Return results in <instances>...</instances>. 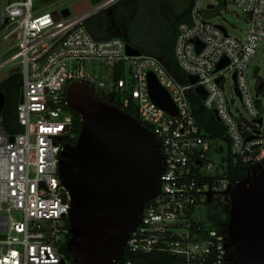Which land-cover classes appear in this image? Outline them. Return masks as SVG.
I'll return each instance as SVG.
<instances>
[{"label": "built area", "instance_id": "1", "mask_svg": "<svg viewBox=\"0 0 264 264\" xmlns=\"http://www.w3.org/2000/svg\"><path fill=\"white\" fill-rule=\"evenodd\" d=\"M113 1L68 16L57 11L55 19L53 11L36 9L33 0H0V74L19 68L21 98L16 132L0 123V264H73L66 257L71 196L59 175V157L74 137L73 112L66 104L71 82L89 85L96 98L125 112L132 108L155 134L163 156L158 192L145 202L122 256L111 264H140V255L153 252L176 256V264H231L227 225L212 226L197 210L207 206L208 193L213 202L224 200V192L241 180L224 171L207 173L213 167L211 143L193 117L188 91L203 88V106L225 127L230 158L245 166L246 176L264 168L259 99L264 74L253 88L247 77L259 47L264 55V0H233L249 16L241 36L212 22L216 0H193L190 21L178 25L174 56L187 76L196 77L195 84L179 82L153 55L128 54V44L117 36H92L86 19ZM4 48L10 49L3 54ZM221 60L227 63L216 69ZM149 73L168 92L175 115L151 99ZM225 84L246 116L229 110Z\"/></svg>", "mask_w": 264, "mask_h": 264}, {"label": "water", "instance_id": "2", "mask_svg": "<svg viewBox=\"0 0 264 264\" xmlns=\"http://www.w3.org/2000/svg\"><path fill=\"white\" fill-rule=\"evenodd\" d=\"M90 6L89 0H81L60 14L81 13ZM52 15L59 18L57 11ZM194 43L200 46L197 40ZM126 49L128 54L140 53L130 45ZM226 63L221 60L216 69ZM18 71L15 67L9 73ZM5 77L6 73L0 74V80ZM187 79L196 82L193 75ZM147 83L151 99L175 115L168 92L152 73ZM194 91L204 99L201 86ZM4 103L0 92V113ZM66 104L81 120L76 142L66 144L59 157V175L71 196L66 251L73 264H111L122 256L145 202L158 192L163 156L151 130L120 107L96 98L89 85L69 83ZM224 196L231 264H264V168L245 176ZM207 202H212L211 193Z\"/></svg>", "mask_w": 264, "mask_h": 264}, {"label": "trees", "instance_id": "3", "mask_svg": "<svg viewBox=\"0 0 264 264\" xmlns=\"http://www.w3.org/2000/svg\"><path fill=\"white\" fill-rule=\"evenodd\" d=\"M105 0H90L97 5ZM217 6H223L225 0H216ZM193 0H114L100 9L85 21V27L96 39L117 36L140 52L160 59L170 72L181 83H187L186 73L179 67L174 56V41L178 25L190 21ZM0 92L4 94L5 103L0 113L1 126L8 132H16V105L20 95V73L13 72L0 80ZM193 117L209 140L222 139L225 127L215 113L207 110L193 89L188 91ZM126 112L137 117L132 108ZM70 131L74 135L71 143L76 142L81 129L80 117L73 113ZM230 147L227 144V155L221 158L220 165L225 167L224 174L229 179L242 180L246 176V168L235 164L230 158ZM211 156V154H209ZM211 160V159H210ZM208 220L212 226L225 227L229 212L224 200H216L207 204ZM66 257L72 263L69 253ZM140 264H176V256L165 252H153L140 255Z\"/></svg>", "mask_w": 264, "mask_h": 264}, {"label": "rangeland", "instance_id": "4", "mask_svg": "<svg viewBox=\"0 0 264 264\" xmlns=\"http://www.w3.org/2000/svg\"><path fill=\"white\" fill-rule=\"evenodd\" d=\"M35 8L38 10L48 11H60L63 8H71L76 2L81 0H33ZM90 2V0H89ZM211 0H204V4L210 3ZM91 4V3H90ZM92 7H94L91 4ZM236 13H239L237 15ZM212 22L217 25L224 26L229 33L241 36L247 29L249 24V16L243 14L235 5L233 0H226V5L217 6L212 14ZM215 15V16H214ZM10 48H4L1 52L4 54ZM264 74V55L263 48L259 47L247 67L248 82L252 88L258 79L262 78ZM125 76L128 77V70H125ZM231 75H228L230 77ZM224 92L229 110L237 114L246 116V112L237 96L234 95L232 86H224ZM260 107L263 110L262 116L264 120V90L259 96ZM225 133L224 138L210 140V154L212 157L213 167L207 171L208 174H221L225 170V167L220 165L222 157L227 155V144H226ZM203 217L207 216V206L199 207L197 210ZM197 212V213H198ZM207 218V217H206Z\"/></svg>", "mask_w": 264, "mask_h": 264}, {"label": "flooded vegetation", "instance_id": "5", "mask_svg": "<svg viewBox=\"0 0 264 264\" xmlns=\"http://www.w3.org/2000/svg\"><path fill=\"white\" fill-rule=\"evenodd\" d=\"M213 203V200H212V202L211 203H208V204H212Z\"/></svg>", "mask_w": 264, "mask_h": 264}]
</instances>
